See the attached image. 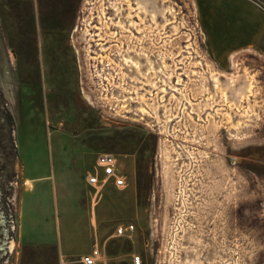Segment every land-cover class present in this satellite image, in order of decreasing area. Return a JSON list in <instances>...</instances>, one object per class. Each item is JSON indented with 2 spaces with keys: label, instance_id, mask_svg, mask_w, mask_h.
I'll return each mask as SVG.
<instances>
[{
  "label": "rangeland",
  "instance_id": "rangeland-1",
  "mask_svg": "<svg viewBox=\"0 0 264 264\" xmlns=\"http://www.w3.org/2000/svg\"><path fill=\"white\" fill-rule=\"evenodd\" d=\"M101 153L124 190L86 185ZM67 197L98 264H264V57L216 60L195 0H0V264H74L22 236Z\"/></svg>",
  "mask_w": 264,
  "mask_h": 264
},
{
  "label": "crops",
  "instance_id": "crops-1",
  "mask_svg": "<svg viewBox=\"0 0 264 264\" xmlns=\"http://www.w3.org/2000/svg\"><path fill=\"white\" fill-rule=\"evenodd\" d=\"M195 7L208 52L216 60L224 61L230 55L246 49H253L264 57V13L251 1L195 0ZM96 160L93 171L86 178V185L98 194L107 185L94 187L88 182L89 175L95 173ZM112 186L117 189L113 184ZM55 204V212L58 214L56 216L58 234H55V222L49 223L41 215L42 209L37 208L36 213H30L29 217L22 218V236L36 245H50L54 250L56 246L63 257L70 258L74 264H82L83 256L92 254L95 249H98L95 245L90 250V242L84 240L89 234L85 218L86 206L74 197H67L64 203H61L62 210L58 199ZM31 207L34 206L31 205ZM101 208L102 206L97 209L96 215L103 217L98 218L105 221L112 220L113 217H108L111 214L108 209ZM74 243L83 244V249L76 250ZM100 261L101 253L97 264Z\"/></svg>",
  "mask_w": 264,
  "mask_h": 264
},
{
  "label": "built area",
  "instance_id": "built-area-1",
  "mask_svg": "<svg viewBox=\"0 0 264 264\" xmlns=\"http://www.w3.org/2000/svg\"><path fill=\"white\" fill-rule=\"evenodd\" d=\"M258 9L264 13L263 0H249ZM88 182L94 187H102L107 184H113L117 189H125L127 185V177L119 169V161L116 155L111 153H101L98 155L95 166V173L89 175ZM134 225L120 227L118 229L119 235H124L127 232H132ZM100 257V252L95 249L92 254L85 255L81 258L82 264H97ZM133 264H143L141 256H134Z\"/></svg>",
  "mask_w": 264,
  "mask_h": 264
},
{
  "label": "bare ground",
  "instance_id": "bare-ground-1",
  "mask_svg": "<svg viewBox=\"0 0 264 264\" xmlns=\"http://www.w3.org/2000/svg\"><path fill=\"white\" fill-rule=\"evenodd\" d=\"M253 80H254V77H250L246 71L243 72V76H240V75L237 74V75H235V76L230 78V81H231L230 89L232 90V94L231 95L234 96L235 101L237 100V102H238L239 100H241V99H243L245 97H247L249 99L251 97V95L254 94V92H255L254 89L255 88H254L253 84H255V83H254ZM242 81H245V85L244 86L241 84ZM214 82H215V85L218 88V83H219L218 77L214 76ZM237 84L240 85L239 88L234 87ZM222 94H223V92H222Z\"/></svg>",
  "mask_w": 264,
  "mask_h": 264
},
{
  "label": "flooded vegetation",
  "instance_id": "flooded-vegetation-1",
  "mask_svg": "<svg viewBox=\"0 0 264 264\" xmlns=\"http://www.w3.org/2000/svg\"><path fill=\"white\" fill-rule=\"evenodd\" d=\"M0 251H2V250H0Z\"/></svg>",
  "mask_w": 264,
  "mask_h": 264
}]
</instances>
